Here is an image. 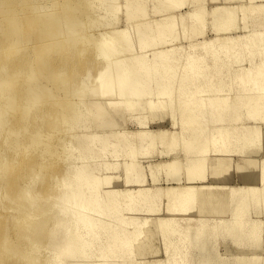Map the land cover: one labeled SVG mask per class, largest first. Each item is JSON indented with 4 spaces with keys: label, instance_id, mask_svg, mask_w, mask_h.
Instances as JSON below:
<instances>
[{
    "label": "bare ground",
    "instance_id": "bare-ground-1",
    "mask_svg": "<svg viewBox=\"0 0 264 264\" xmlns=\"http://www.w3.org/2000/svg\"><path fill=\"white\" fill-rule=\"evenodd\" d=\"M41 2L0 0V264H258L264 0Z\"/></svg>",
    "mask_w": 264,
    "mask_h": 264
},
{
    "label": "rangeland",
    "instance_id": "rangeland-1",
    "mask_svg": "<svg viewBox=\"0 0 264 264\" xmlns=\"http://www.w3.org/2000/svg\"><path fill=\"white\" fill-rule=\"evenodd\" d=\"M42 2L41 3H43L44 5L48 2V0H41ZM208 9H210V5L208 6ZM240 18H238L237 17V20H236V22H235V26L233 27V28H231L230 30H227V31H223V32H219V34L220 35H224V34H226L227 32H229V33H231V34H239V35H242V34H245V30L243 29V28H241V22H240V20H239ZM208 24H207V26H206V28H205V31L207 32V33H205V36L204 37H206V38H210L211 36H213L214 35V32H213V25H212V23H211V19L208 17ZM209 28V29H208ZM208 29V30H207ZM239 32V33H238ZM92 33V32H91ZM212 34V35H211ZM94 72H91V75L93 74ZM92 77H93V75H92ZM40 84H44V83H42V82H40ZM77 84V82L75 81V82H72L71 84H68L67 86H66V88L69 90V89H72L73 88V86H75V89H76V85ZM86 87H89V85H94V83L92 82V80L91 79H89V80H86L84 83H83ZM52 93L53 94H56V91H52ZM90 94H88L87 95V98L85 99V101L87 102V106L88 107H90V105H91V103H90V98L93 96V93L92 92H89ZM52 95V94H51ZM72 100H77V98L73 95L72 97ZM85 109H88V108H85ZM9 117V114H7L6 115V118H8ZM109 117L110 118H108V119H110V120H112L113 121V123H115V124H119V123H121L122 122V120H119V118L114 114V113H111L110 115H109ZM87 123H89V121L88 120H85V122H81L80 124H79V126H82V125H84V124H87ZM44 125H45V123H43ZM42 125V124H41ZM43 126V125H42ZM154 126V125H153ZM7 127H9L8 125H6L5 126V128L3 129V131L2 132H0V146H2V139L4 138V134L6 133V131H5V129H8ZM122 127H123V129L124 128H128L129 130H135V126L134 125H132L130 122H123V124H122ZM15 129H17L18 128V126H15L14 127ZM153 129H156V128H158V126H154V127H152ZM44 129L45 128H43L42 127V130L44 131ZM47 132H49V131H47ZM65 131H63V130H61V131H59V132H57L56 134H55V137L53 138V139H51V140H53V141H51V143L52 144H55V146H57V147H55V150H59V151H62V149L61 148H58V139H60L61 138V136L63 135V133H64ZM27 136H28V134H27ZM13 140V138H10V139H8V145H11L9 142H11ZM58 140V141H57ZM78 141H79V139H78ZM57 142V143H56ZM60 147V146H59ZM61 149V150H60ZM57 150V151H58ZM58 151V152H59ZM262 155H264V141H263V145H262V147H260V149H259V151H258V155H254V156H251V161H250V166L248 167V169H247V171L246 172H248V173H254L255 171H256V165H257V163H258V159L260 158V157H262ZM153 156H154V158L152 159V161H150V162H143V164L145 165H143L144 166V169H145V180L149 183H151V181H152V175L150 174V169L149 168H151V167H155L157 164H158V162H160L161 161V159L160 158H158L157 157V155L156 154H153ZM253 159V160H252ZM49 160V161H48ZM47 161H48V164L52 161L50 158L48 159ZM51 160V161H50ZM157 162V163H156ZM238 162V164H242L243 162L241 161L240 162V160H238L237 161ZM150 163V164H149ZM60 168H61V166H60ZM235 170V169H234ZM232 171V172H230V180H231V183L233 184V185H240V184H242L243 182H241L240 180H239V169H236V171ZM253 170V171H252ZM47 170H45L44 172L46 173V174H48V175H45V178H44V176H43V183L39 186L38 184H37V182H38V178H35V180H32L31 182H32V186H33V188H32V190H33V193L34 194H36V193H39L38 192V190H42L43 188H44V186H45V183H48V182H52V180H50L49 181V178H51L50 177V175H51V173H48V172H46ZM43 172V173H44ZM42 173V174H43ZM44 175V174H43ZM49 177V178H48ZM159 181L157 182V183H159L160 185H162V183H161V181H160V174H159ZM47 178V179H46ZM44 184V185H43ZM31 190V191H32ZM1 197H2V195H1V193H0V211H4L3 210V208L4 207H6L7 206V200H5V198H3V199H1ZM225 207H223L224 209L226 208V205H224ZM210 208V209H209ZM213 210L214 209V207L213 206H211L210 205V207H208V210ZM152 224V225H151ZM150 224V230L153 232L151 235H152V238H151V241H150V246H153V248H157L156 249V253H154L155 255H153L152 253H147V255H145V257L144 258H147V257H152V258H157V259H162V254H161V251H160V249H161V244H159V238H158V236H157V234H156V231H155V227H154V223H151ZM262 250H261V254H259V255H257V261H258V264H261L262 263V260L264 259V235H262ZM224 241L222 240V239H218L217 241H216V245H217V249H218V252H219V256H221V257H228V258H230V257H232V256H234V255H237V253L236 252H239L240 253V251L241 252H243L244 250L242 249V250H238V251H234L233 249H232V247L230 246V243H228L227 245H224L225 243H223ZM244 252H246V251H244ZM46 254V252L45 251H42V253L40 254V257H39V260H41L42 258H43V255H45ZM238 256H246V255H238Z\"/></svg>",
    "mask_w": 264,
    "mask_h": 264
}]
</instances>
